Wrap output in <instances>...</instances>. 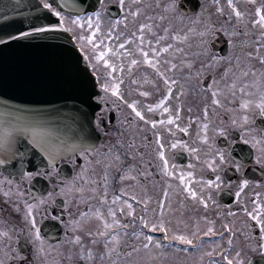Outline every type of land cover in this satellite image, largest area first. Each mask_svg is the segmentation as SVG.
<instances>
[{"label":"flooded vegetation","instance_id":"af4514ba","mask_svg":"<svg viewBox=\"0 0 264 264\" xmlns=\"http://www.w3.org/2000/svg\"><path fill=\"white\" fill-rule=\"evenodd\" d=\"M183 1L123 0L122 7L120 0H100L98 9L102 3L104 7L100 25L104 33L111 28L114 36L131 35L138 43L139 24L151 23L153 27L144 30L146 50L149 47L147 41L152 40L151 46L155 47L154 41L159 37H164L160 46L171 43L174 49H183L182 52L173 50L161 54L160 67L161 70L167 68L168 65L163 61L169 59L177 64L174 72L169 73L178 81L170 105L173 114L178 102L182 106L180 119L176 122L181 128L189 124L190 117L196 118L191 121L189 132L183 133L176 129L175 124L157 125L153 129L138 118L133 119L126 104L120 103L117 108L109 110L111 103L116 102L114 98H109L107 105L99 101L100 108L96 115L104 110V123L101 130H97L100 138L92 148V155L87 161L78 154L72 157L71 163L67 159L58 161V177L33 176L28 179L23 173L35 171L37 167L45 172L50 171L46 162L36 164L35 156H29L21 164L19 158L11 160L4 153H0V159L6 161L0 164V261H3V264H173L176 261L178 264H209V256L206 253L213 251L212 259L220 260L221 264H227L222 258L223 255H227L233 264H239L240 261L248 264L249 261L257 262V259H261L258 252L253 253L250 248V245L261 242L259 227H252L250 218L239 209L247 206L251 211L257 194L259 202L264 203V165L254 163L256 153L264 146V113H261L258 103L261 98L260 91L264 90V62L259 60L256 49V44L260 43L262 47L258 51L260 55H264V40L259 39L261 28L249 23L255 15V8L264 3V0H234L239 10L246 13L242 18L243 23L239 24L234 13L229 20L230 9L226 0H219V3L217 0H200L199 8L189 15L180 8ZM173 3L174 10L166 7ZM218 7H223L224 12H217ZM137 8L140 9L139 14L133 16L132 13ZM207 25H211L212 29L201 37L199 33L204 31ZM164 29L168 30L167 36ZM221 29L226 30L228 34ZM190 32L193 34L190 35ZM173 33L181 36L187 34L188 39L173 40ZM88 34L90 33L85 27L84 35ZM117 42L122 43L123 39H114L112 44L116 45ZM126 46L135 51V44ZM249 53L252 55L249 56ZM214 57L219 59H212ZM133 58H139V54L135 53ZM189 63L191 67H188ZM100 70L103 71V66H100ZM241 72L247 75L243 76ZM145 74L155 83H144ZM101 79L103 80V77ZM122 79L121 94L125 100L130 102L137 99L142 108L145 103H154L164 94L162 80L147 65L135 66L131 75L125 69ZM135 80L140 82L136 83ZM234 80L236 87H228ZM253 81H258V85ZM214 82L215 86L222 90L216 97L221 101L220 105L212 103V89L207 87ZM180 87H183L184 91L182 95L177 96ZM241 87L244 92H240ZM142 91H149L152 95L145 98L140 95ZM98 94L103 95L100 90ZM243 100L250 101L247 108L240 107ZM205 105L208 108L207 121L203 117ZM145 115L147 119L162 118L159 111L147 113L145 110ZM245 115L248 117L247 121L242 120ZM163 118L166 119V115ZM232 120L237 123L232 124ZM208 121L210 143H205L198 139L197 131L202 123ZM168 127L173 128L174 135L167 131ZM216 127H223L226 134L221 136L215 133L213 130ZM154 133L160 134L161 142L165 144L169 166L177 173L176 176L168 177L162 171H157L161 160L156 155L157 137ZM175 140H183L190 148H196L198 151L191 153L182 145L172 148L171 144ZM248 140L260 143L253 147L246 142ZM213 144L215 148L225 151L226 161H229L221 164L215 173L208 169L205 163ZM115 155L119 156L118 161L111 159ZM197 155L199 160L196 159ZM237 160L243 164L238 171L232 163ZM181 171L193 172L194 178L186 179H192V186L197 191L202 188L201 177L205 181L215 179L217 175L221 177L219 188L203 189L202 194L206 199L211 192L207 207L185 195L178 180ZM105 173L108 180L106 195L109 200L113 195H123L120 192L123 188L128 198H150L147 204L148 212L145 213L144 206L134 201L133 217L118 213L122 224L127 225V234L119 232V245L112 256L107 254V245L102 237L87 235L89 231H103L102 222L95 217L86 219L83 228L75 233L81 235L85 248L93 249L92 259L83 260L80 256V246L66 242L73 235L68 222L78 218V213L86 210V205H91L93 210L99 208L110 222V217L107 216L109 205H102L99 199L105 194L102 179ZM122 175L124 180L120 179ZM244 179L249 183L241 191L240 182ZM61 182L71 186V190L63 195L57 194L62 186ZM169 184V203L166 205L164 216L169 228V241H165L164 234L159 230L150 227L143 229L138 218L145 215L151 222H156L159 218L157 205L162 199V189ZM93 188L96 189L95 192L92 191ZM238 191L239 198L235 195ZM49 192L53 193L50 199L47 195ZM41 198L47 201L46 206L42 205L36 213L44 240L43 251L40 250V242L27 234V222L24 220L25 202L32 203ZM57 216L60 217L59 221L55 219ZM134 219L135 223L132 222ZM197 224L201 232H205L208 226L213 227V234L200 235L196 232ZM133 231H144L145 235H153L161 240L163 247L157 248L154 244L149 249L140 247L142 238L133 237ZM5 232L7 235H3ZM173 233L188 235L193 239V244L172 242ZM233 233V244L229 249L226 241ZM93 240H96V243H92ZM198 241L202 242L200 247H196ZM213 245H216L215 249ZM133 248L138 250L132 251ZM221 248L227 251L221 254ZM237 252L240 253L239 257L236 256Z\"/></svg>","mask_w":264,"mask_h":264},{"label":"snow or ice","instance_id":"6c2138e0","mask_svg":"<svg viewBox=\"0 0 264 264\" xmlns=\"http://www.w3.org/2000/svg\"><path fill=\"white\" fill-rule=\"evenodd\" d=\"M55 0H41L40 6L36 7V13H40L41 9L47 10V14H51L49 18L43 19L39 15L35 18H31L28 22L21 21L19 26L13 25H0V52H4L11 49H45L51 53L47 65L41 69L46 72L51 69L58 70L66 80H75L82 82L86 86L87 99L85 102L79 104H73L71 107L74 109L73 116L75 117L71 126L64 122H57L51 119L46 113L47 110L38 107H12L5 113L8 119H0V153H4L9 159L15 160L20 159L21 164L24 163L26 157L35 156L36 164L45 163L46 167L50 171L45 172L43 169L37 167L35 171L24 172L23 175L31 179L33 176H47V177H58L60 173L56 169V164L58 161L67 159L68 162H73L72 157L78 154L80 157L84 158L86 161L89 156L92 155L93 149L85 143V138L89 137L94 131L101 130V125L104 123V110H101L99 115L94 116L89 108L93 100L100 101L104 104L109 103V98H114L115 103H111L109 110L115 109L120 103L126 104L130 110L133 119L138 118L140 121L151 125L153 129L157 125H173L175 124L176 129H179L183 133H188L191 125V121L196 119L195 117L189 118V124L185 125L183 128L176 123L179 119V112L181 111V105L179 102L175 108V114H173V109L170 105V100L174 94V88L176 87L178 81L173 79L169 73L174 72L177 68V64L172 62V60H165L163 63L167 64L168 67L161 70V54H167L170 51L182 52V48H175L171 43H164L161 45V41L164 37L157 38L154 43L155 47L151 46L153 44L152 40H148V49H145V29H151L153 26L151 23H140L139 24V41L136 42L135 38L131 35L124 37V34H119V37L114 36L113 29H108L107 33H104L101 29L100 20L102 15V9L104 5L101 3L100 9L92 12L86 13L85 16L77 15L70 21L66 23L64 14L54 6ZM121 6L123 7V0H120ZM219 3V0H217ZM227 6L230 9L229 20L232 19V14H235L237 23H243V17L246 15L237 7L234 0H226ZM169 9L174 10L175 4H169L166 6ZM83 11V9H80ZM140 9L137 8L135 12L132 13L133 16L139 14ZM217 12L223 13L224 8L218 7ZM58 18L53 22L52 17ZM7 19V18H0ZM86 19V22H85ZM163 19V17H161ZM72 27H69L68 24ZM119 23V21H117ZM252 25H258L261 28L259 33V39L264 40V3L255 8V15L249 21ZM85 27L90 34H82ZM212 29L211 25H207L204 31L200 32L199 35L203 37L207 34L209 30ZM225 34H228L226 30ZM189 31H193L189 29ZM165 36L168 34V30L164 29ZM173 40L176 41H187V34L181 36L179 34L173 33ZM114 39H123V42H117L116 45L112 44ZM68 44L73 45L68 47ZM135 44V51H132L126 45ZM262 47L260 43L256 44L257 56L261 62H264V55L259 54V49ZM78 49V50H77ZM135 53L139 54V58H133ZM249 56L252 53L248 54ZM112 57V58H110ZM212 59H219V57H214ZM115 60V62H114ZM187 63V62H185ZM147 65L155 74L162 80L164 85V94L160 96L158 100L154 103H145L143 108L141 107V102L137 99H132L130 102L125 100L124 95L121 94V85L123 83V77L125 75V69L128 70L129 75H131L132 70L137 65ZM100 66H103V71L100 70ZM191 67V64H188ZM228 70H226L225 75H227ZM198 75V74H197ZM241 75L246 76L247 73L241 72ZM264 76V73H262ZM103 77V80L101 79ZM134 82L139 83V80ZM144 83H155V81L149 80L147 74H145ZM254 84L258 85V81H253ZM209 89H212L211 95L213 97L212 103L215 105H220L221 101L216 97L222 91L220 87L213 84L207 85ZM228 87L235 88V80ZM99 89L103 95L93 96V93ZM240 92H244V88L241 87ZM139 91V90H137ZM159 91V89H157ZM183 87H180L176 95L183 94ZM234 94V93H233ZM140 95L147 98L152 95L149 91H142ZM259 108L261 113H264V90L260 91ZM250 101L243 100L240 107L247 108ZM88 106V107H86ZM67 107V105H66ZM145 110L147 113H153L159 111L160 119H147L145 115ZM3 111V110H0ZM166 115V119L163 118ZM204 120L207 121L208 118V108L205 105L203 109ZM243 121H247L248 117L245 115L242 117ZM209 123L204 122L201 124L197 131V137L200 141L205 143H210L209 139ZM236 120H232V124H236ZM167 131L173 133L172 127H168ZM215 133L223 136L226 134L223 127H216L213 130ZM157 137L155 143L157 144L156 155L161 160V165L157 166V171H162L168 177L176 176L177 173L170 168L169 160L166 158L165 144L161 142L160 134L154 133ZM74 137L79 139V143L74 142ZM243 139V137H241ZM252 144L253 147L256 146V142L253 140L246 141ZM177 145H182L191 153L198 151L196 148H190L187 143L183 140H175L172 144V148H176ZM131 147V145H130ZM83 149V150H82ZM114 161L119 160V156L115 155L111 158ZM199 160V155L196 156ZM219 161V163H217ZM4 159H0V164L5 163ZM226 161V154L223 149L215 148L212 145L211 154L205 160L206 166L213 173H215L221 164L228 163ZM235 169L238 171L242 168V161L237 160L232 162ZM255 164L264 165V146H261L255 155ZM78 166V165H77ZM194 174L192 171L183 172L181 171L178 175V180L182 189L187 197L193 200H198L199 203L207 207L209 199H211V192L208 193V199L202 194L204 188H219L221 177L217 175L215 179L204 180L201 177L202 188L197 191L196 188L192 186V179ZM104 181V195L99 197L101 204H108L107 216L99 209L93 210L91 205H86V210L80 211L78 213V218H74L68 222L73 235L66 242H70L74 245L80 246V256L83 260H91L93 256V249L85 248L83 246L81 235H76L75 233L83 228L84 222L88 218L95 217L102 222L103 231H97L95 233L89 231L87 235L89 237L96 236L102 237L107 245V254L112 256L115 254V250L119 245L120 235L119 232L123 231L127 234V225L122 224L121 220L118 218V213L121 215H127L128 217H133L135 209L133 207V202H138L144 206L145 213L148 212L147 204L150 198H145L143 200H138L136 196L131 198L127 197V193L123 188L120 192L123 195H113L111 200L108 199L107 193V173L102 177ZM121 180L125 177L122 175ZM249 183L247 179L240 182L241 191L244 186ZM59 188V195L65 194L66 191L71 190L70 185H63ZM171 185L162 189V199L158 201V212L159 218L156 222H151L146 218L145 215H141L138 219L143 229L151 228L153 230H159L164 234V240L169 241V228L166 226L164 220L166 205L169 203V190ZM83 191V189H79ZM93 192L96 191L95 188L92 189ZM7 195V193L5 194ZM48 198H52L53 193L49 192ZM237 198L240 196V192H236ZM94 199V197H92ZM254 207L250 211L247 206H243L241 209L247 217L250 218V223L252 227H259L260 241L254 246L250 245L253 253L260 255L262 261H264V203L259 202V196L257 194L256 201L253 202ZM47 201L41 198L38 201H33L32 203L25 202L24 204V220L27 222V234H30L34 240L40 242V250L43 251L44 240L41 236V229L38 226V221L36 218V213L42 205L46 206ZM117 205H120L117 207ZM67 207V204H65ZM19 211V208H17ZM232 215V213H229ZM56 220H60L57 216ZM207 219L206 217L204 218ZM135 223V219L132 221ZM63 223V222H62ZM211 224V222H209ZM196 232L200 233L202 236H211L214 232L213 227L208 226L205 232H201L199 225L196 226ZM23 231V230H20ZM231 233V228L228 229ZM7 235V233H3ZM132 236L136 238H142L140 247L144 249H149L153 244L157 247H163L161 240L156 239L153 235H145L144 231H133ZM233 237L227 239L226 243L229 245V249L233 244ZM221 238L222 235H221ZM171 241H182L184 244L192 245L193 239L189 238L185 234L173 233L171 236ZM92 243H96L93 240ZM202 242L198 241L196 247H200ZM171 246V244H169ZM216 245H213L215 249ZM137 248H133L132 251H137ZM187 251V249H184ZM227 250L221 248V254ZM209 256V264H221L220 260L212 259L214 255L213 252L206 253ZM240 253L237 252L236 256L239 257ZM223 260L227 261V264H233V261L228 258L227 255H223ZM3 264V261H0ZM239 264H244L240 261ZM251 264V261L248 262Z\"/></svg>","mask_w":264,"mask_h":264},{"label":"water","instance_id":"95a60500","mask_svg":"<svg viewBox=\"0 0 264 264\" xmlns=\"http://www.w3.org/2000/svg\"><path fill=\"white\" fill-rule=\"evenodd\" d=\"M98 1L100 0H55L54 5L62 13L77 16L95 11ZM40 3V0H0V18H7L0 19V25L19 26L21 21L28 22L37 15L43 19L49 18L51 14L46 15L45 9L36 13L35 9ZM187 5L196 7L198 2L190 0ZM184 7L181 8L186 10ZM56 19L58 18L52 17L53 22ZM72 46L68 44V47ZM50 55L45 49L19 48L0 52V110H3L0 111V119H8L5 113L10 110V106L38 107L46 109V114L51 119L71 126L75 119L71 105L86 101V86L82 82L66 80L58 70L44 72L41 68L47 65ZM98 93L96 89L93 96ZM99 106V102L93 100L89 111L95 116ZM98 139L99 133L94 131L85 138V143L94 147ZM74 142L80 141L74 137ZM251 264H264V261L252 260Z\"/></svg>","mask_w":264,"mask_h":264},{"label":"rangeland","instance_id":"374dc122","mask_svg":"<svg viewBox=\"0 0 264 264\" xmlns=\"http://www.w3.org/2000/svg\"><path fill=\"white\" fill-rule=\"evenodd\" d=\"M64 16H65L66 23H67L68 21H70L71 19L74 18V17L67 16V15H65V14H64ZM187 24H188V22H187ZM68 26H69V27H72V25H71L70 23L68 24ZM82 34H84V31H83ZM192 34H193V33L190 32V35H192ZM171 264H172V263H171ZM173 264H178V262L176 261V262H174ZM195 264H198V263H195Z\"/></svg>","mask_w":264,"mask_h":264}]
</instances>
